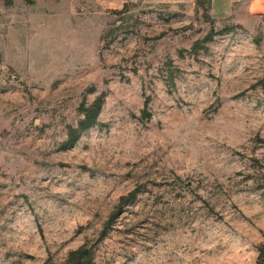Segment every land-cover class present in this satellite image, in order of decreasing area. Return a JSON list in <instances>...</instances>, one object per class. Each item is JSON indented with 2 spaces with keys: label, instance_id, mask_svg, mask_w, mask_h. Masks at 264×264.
I'll list each match as a JSON object with an SVG mask.
<instances>
[{
  "label": "rangeland",
  "instance_id": "rangeland-1",
  "mask_svg": "<svg viewBox=\"0 0 264 264\" xmlns=\"http://www.w3.org/2000/svg\"><path fill=\"white\" fill-rule=\"evenodd\" d=\"M263 10L0 0V264H256Z\"/></svg>",
  "mask_w": 264,
  "mask_h": 264
},
{
  "label": "crops",
  "instance_id": "crops-1",
  "mask_svg": "<svg viewBox=\"0 0 264 264\" xmlns=\"http://www.w3.org/2000/svg\"><path fill=\"white\" fill-rule=\"evenodd\" d=\"M255 6H261L264 8V0H210V10L216 15H229L232 8L243 7L246 14L253 13ZM261 12H264L261 11Z\"/></svg>",
  "mask_w": 264,
  "mask_h": 264
},
{
  "label": "trees",
  "instance_id": "trees-1",
  "mask_svg": "<svg viewBox=\"0 0 264 264\" xmlns=\"http://www.w3.org/2000/svg\"><path fill=\"white\" fill-rule=\"evenodd\" d=\"M196 1V5H198V7H201L202 8V11H203V14L204 16H208V9H209V6H210V0H195ZM264 248V247H262ZM84 251V247L80 248L79 250L75 251V253H80ZM260 255L258 256V261L256 262V264H264V258L261 257L264 255V249L263 251H260L259 253Z\"/></svg>",
  "mask_w": 264,
  "mask_h": 264
}]
</instances>
